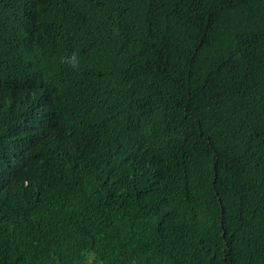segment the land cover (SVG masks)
Masks as SVG:
<instances>
[{"label": "trees", "instance_id": "trees-1", "mask_svg": "<svg viewBox=\"0 0 264 264\" xmlns=\"http://www.w3.org/2000/svg\"><path fill=\"white\" fill-rule=\"evenodd\" d=\"M0 264H264V0H0Z\"/></svg>", "mask_w": 264, "mask_h": 264}]
</instances>
